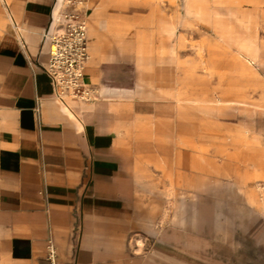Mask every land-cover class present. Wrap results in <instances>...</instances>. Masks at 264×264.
Masks as SVG:
<instances>
[{
  "label": "crops",
  "instance_id": "crops-1",
  "mask_svg": "<svg viewBox=\"0 0 264 264\" xmlns=\"http://www.w3.org/2000/svg\"><path fill=\"white\" fill-rule=\"evenodd\" d=\"M56 5L0 0V264H43L50 240L61 264H264V210L236 179L171 200L140 160L161 148L123 130L128 100L57 99L44 68Z\"/></svg>",
  "mask_w": 264,
  "mask_h": 264
},
{
  "label": "rangeland",
  "instance_id": "rangeland-1",
  "mask_svg": "<svg viewBox=\"0 0 264 264\" xmlns=\"http://www.w3.org/2000/svg\"><path fill=\"white\" fill-rule=\"evenodd\" d=\"M70 1L62 15L87 19L95 100H128L116 108L125 133L162 149L140 155L149 178L171 200L203 180L236 179L264 210V0ZM240 40L258 43V63L239 57ZM104 86L116 94L101 95Z\"/></svg>",
  "mask_w": 264,
  "mask_h": 264
},
{
  "label": "built area",
  "instance_id": "built-area-1",
  "mask_svg": "<svg viewBox=\"0 0 264 264\" xmlns=\"http://www.w3.org/2000/svg\"><path fill=\"white\" fill-rule=\"evenodd\" d=\"M55 20V17H54ZM49 54L44 68L61 102L73 98L92 101L97 89L87 81L86 68L90 59L87 19L79 13L61 15L57 24L45 35ZM43 264H61L54 241L47 245V257Z\"/></svg>",
  "mask_w": 264,
  "mask_h": 264
},
{
  "label": "bare ground",
  "instance_id": "bare-ground-1",
  "mask_svg": "<svg viewBox=\"0 0 264 264\" xmlns=\"http://www.w3.org/2000/svg\"><path fill=\"white\" fill-rule=\"evenodd\" d=\"M70 2H71L70 0H58L57 7H56L57 8V11L55 12L54 25L59 22V20L61 18V15H62L61 12L63 11V9L68 4H70ZM257 17H258V15H257ZM251 22H252V20H251ZM254 25H255V23H254ZM254 25H252V26L254 27ZM256 31L258 32V30H256ZM203 51H204V46L202 44H200L199 45V48H198V54H199L200 58L203 59V62L205 64H207V61H206V59L203 56V54H204ZM237 51H238L239 57L243 61L250 62V63H255V62L258 63L259 62V59H260L259 58V49H258V43L256 41H254V40H251V41H248V40H240V41H238ZM115 94H116V92L115 91L112 92L111 91V88L108 87V86H104L103 89L101 90V95H103L105 97L111 96V95H115ZM47 103H49V102H47ZM6 258H8V257L6 256Z\"/></svg>",
  "mask_w": 264,
  "mask_h": 264
}]
</instances>
